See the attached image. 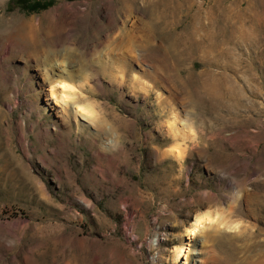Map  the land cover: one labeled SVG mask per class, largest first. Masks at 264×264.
I'll use <instances>...</instances> for the list:
<instances>
[{"label": "rangeland", "instance_id": "1", "mask_svg": "<svg viewBox=\"0 0 264 264\" xmlns=\"http://www.w3.org/2000/svg\"><path fill=\"white\" fill-rule=\"evenodd\" d=\"M15 4L0 0V264H264V0ZM39 48L73 68L63 95L93 122L61 117Z\"/></svg>", "mask_w": 264, "mask_h": 264}, {"label": "bare ground", "instance_id": "2", "mask_svg": "<svg viewBox=\"0 0 264 264\" xmlns=\"http://www.w3.org/2000/svg\"><path fill=\"white\" fill-rule=\"evenodd\" d=\"M142 44L146 47H149L151 45V39L147 33L144 36V40H143ZM140 47H141V45H140ZM60 53L61 52L59 50H55V49L52 50L49 48H46V49H40L39 48V50L35 51L36 58L38 60L44 62V65H45V67H44L45 68L44 78L50 86L49 96L55 102L60 103V107H58V109L61 112L62 118H68L71 115H73L74 117H77V115H80V116H83L84 118H86L87 120L93 122L92 121L94 119L93 116L97 112L100 114L102 112L95 109L94 104L91 101H87V102L82 103V104L78 103L77 101H72L69 104L68 101L65 99L66 98L65 95H63L64 89H68V90L72 89V86L69 85L66 82V80H67V78L69 79L71 77V72H72L73 68H71L69 63H67V68H66V67H64V64L62 62L54 61L55 55L58 56V55H60ZM68 54H69V56L71 55L70 52H68ZM130 58H131V61L136 60V61H139L140 63H142V60H143L142 57L139 55L131 56ZM129 63H130V61H129ZM142 73H143V75H146V76L153 75L152 68L150 69V66H148V65L145 66L144 68H142ZM132 79L135 80V79H137V77L132 74ZM62 84H66V85H68V87H66V88L61 87L62 93H58L56 91L57 85H62ZM143 85H144V83H143ZM80 109H85V111L82 112V111H80ZM86 113H89V114H86ZM173 115H174L173 117L175 119L176 116H175V114H173ZM169 126H171V125H169ZM92 133L96 137L101 135L97 130H95V132H92ZM173 148H174L173 146L168 148L165 153L169 156H172V157H175L178 159V156H179V154L177 153L178 148L176 149V147H175L176 150H174ZM210 220H211V218L205 214L204 215L202 214L200 216H195L193 223H192V227L188 228L186 231L188 238L193 237L198 232H202L204 227H206V225H207V221L210 222ZM183 253H184V251H183L182 247H178L174 250V255L176 258H179Z\"/></svg>", "mask_w": 264, "mask_h": 264}, {"label": "trees", "instance_id": "3", "mask_svg": "<svg viewBox=\"0 0 264 264\" xmlns=\"http://www.w3.org/2000/svg\"><path fill=\"white\" fill-rule=\"evenodd\" d=\"M15 2V1H17V4H15V5H19V6H22V5H26V2L28 1V0H8V3L9 2ZM25 3V4H24Z\"/></svg>", "mask_w": 264, "mask_h": 264}, {"label": "snow or ice", "instance_id": "4", "mask_svg": "<svg viewBox=\"0 0 264 264\" xmlns=\"http://www.w3.org/2000/svg\"><path fill=\"white\" fill-rule=\"evenodd\" d=\"M61 87H68V85H66V84H62V85H60ZM80 111H82V112H84L85 111V109H80ZM86 114H89V113H86Z\"/></svg>", "mask_w": 264, "mask_h": 264}]
</instances>
